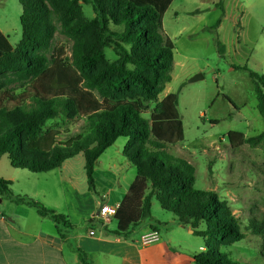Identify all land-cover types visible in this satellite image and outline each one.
I'll use <instances>...</instances> for the list:
<instances>
[{
    "label": "trees",
    "instance_id": "obj_1",
    "mask_svg": "<svg viewBox=\"0 0 264 264\" xmlns=\"http://www.w3.org/2000/svg\"><path fill=\"white\" fill-rule=\"evenodd\" d=\"M19 1L21 40L12 46L0 31V78L22 84L18 93L0 91V157L7 155L14 168L47 173L83 154L88 185L95 191V163L117 139L128 138L124 156L137 173L114 216L116 229L104 231L129 239L145 219L156 230L163 223L152 215L155 198L203 238L204 249L194 254V264H239L220 248L245 239L247 232L264 234V219H250L243 231L227 200L216 191L197 189L194 164L169 152L184 140L179 92L160 100L175 65L174 45L162 30L172 0H82L92 7L93 18L86 17L81 0ZM220 8L224 14L221 3ZM57 31L72 41L70 54L53 45ZM218 46L223 55L225 45L218 41ZM232 67L248 71L264 123V74ZM60 115L86 117L84 131L61 140L58 129L46 128ZM228 136L231 143L241 137L250 147H264V130L251 137L240 132ZM11 185L0 178L1 197L49 217L57 233L67 237L74 226L65 214L14 194ZM75 251L82 264H93L83 250Z\"/></svg>",
    "mask_w": 264,
    "mask_h": 264
},
{
    "label": "rangeland",
    "instance_id": "obj_2",
    "mask_svg": "<svg viewBox=\"0 0 264 264\" xmlns=\"http://www.w3.org/2000/svg\"><path fill=\"white\" fill-rule=\"evenodd\" d=\"M81 3L86 17L93 18L92 7L82 0ZM21 11L19 0H0V27L13 46L22 38ZM162 30L174 45L173 80L167 90L179 92L184 128V140L171 146L169 152L194 164L197 189L216 191L227 200L244 231L250 219H264V147H250L241 142V137H234L231 143L228 135L240 132L245 137L256 136L264 130V123L248 71L232 66H246L264 74V0H172L163 15ZM218 41L225 45L223 55ZM53 45L64 46L70 54L72 41L57 31ZM107 56L114 58L112 51ZM196 75L202 78L190 82ZM21 86L0 78L1 92L18 93ZM86 124L84 116L67 119L60 115L48 121L46 128L58 129L61 132L58 138L65 140L82 133ZM127 142L128 138L121 137L106 150L102 157L106 165L95 168L94 172L96 192L104 191L106 184H117L120 164L127 162L124 156ZM107 163L115 165V174L107 169ZM70 164L74 184L83 196L81 205L89 210V196H84L89 185L83 154ZM124 174L121 184L130 181ZM95 191L91 190L94 195ZM63 209L67 211L68 205H63ZM152 215L164 222L174 218L155 198ZM96 225L99 226L98 222ZM161 229L164 234V224ZM178 238L187 242L191 250L204 245L199 236L184 234ZM220 249L239 264H264V234L247 232L245 239Z\"/></svg>",
    "mask_w": 264,
    "mask_h": 264
},
{
    "label": "crops",
    "instance_id": "obj_3",
    "mask_svg": "<svg viewBox=\"0 0 264 264\" xmlns=\"http://www.w3.org/2000/svg\"><path fill=\"white\" fill-rule=\"evenodd\" d=\"M0 31L5 35L1 27ZM163 93L160 100L171 92L166 87ZM105 152L95 163L96 169L106 165L102 158ZM72 159L65 161L59 169L32 173L12 167L7 155L0 157V178L12 182L14 194L28 196L56 213L65 214L74 226L63 239L57 233L55 221L41 216L32 207L0 196V264H82L75 248L87 253L93 264H194V254L204 247L188 249L187 242L178 237L184 234L193 236V231L175 217L167 222L159 220L165 224L164 234L162 225L153 230L151 220L142 221L129 239L104 231L102 222L95 217L99 202L119 206L127 194L137 173L128 160L120 164L122 169L118 171L120 178L117 184H106L105 187L101 184L104 191H97L95 195L88 186L84 196H89L91 208L87 210L81 205L83 196L74 184ZM107 165V169L114 173L115 165ZM124 173L130 178L127 184H121L125 179ZM65 204L69 207L67 211L63 209ZM106 227L110 231L115 230V221ZM90 229L96 231L94 237H89ZM152 231L159 233V239L148 245L142 244V236Z\"/></svg>",
    "mask_w": 264,
    "mask_h": 264
},
{
    "label": "built area",
    "instance_id": "obj_4",
    "mask_svg": "<svg viewBox=\"0 0 264 264\" xmlns=\"http://www.w3.org/2000/svg\"><path fill=\"white\" fill-rule=\"evenodd\" d=\"M117 209L118 206L99 202L95 217L102 222L104 227H106L114 219V216L117 213ZM88 235L89 237H94L96 235V231L94 229H90V231H88ZM158 239L159 233L156 231H152L148 234L143 235L140 241L142 244L148 245L157 241Z\"/></svg>",
    "mask_w": 264,
    "mask_h": 264
},
{
    "label": "water",
    "instance_id": "obj_5",
    "mask_svg": "<svg viewBox=\"0 0 264 264\" xmlns=\"http://www.w3.org/2000/svg\"><path fill=\"white\" fill-rule=\"evenodd\" d=\"M201 78H202L201 75H196V76H194V77H192V78L190 79V82L197 81V80H199V79H201Z\"/></svg>",
    "mask_w": 264,
    "mask_h": 264
}]
</instances>
